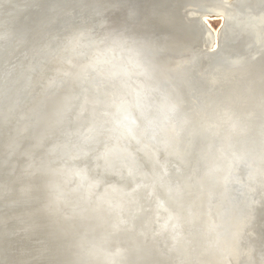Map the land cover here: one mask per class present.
<instances>
[{"label": "clouds", "instance_id": "1", "mask_svg": "<svg viewBox=\"0 0 264 264\" xmlns=\"http://www.w3.org/2000/svg\"><path fill=\"white\" fill-rule=\"evenodd\" d=\"M120 6L0 0V264H264V0Z\"/></svg>", "mask_w": 264, "mask_h": 264}, {"label": "rangeland", "instance_id": "2", "mask_svg": "<svg viewBox=\"0 0 264 264\" xmlns=\"http://www.w3.org/2000/svg\"><path fill=\"white\" fill-rule=\"evenodd\" d=\"M142 2V0H121V6L118 10H109L106 15L113 20H118L124 16L126 11L135 3ZM261 210H258V212ZM264 221V216H258V223ZM258 231L264 232V228H259Z\"/></svg>", "mask_w": 264, "mask_h": 264}]
</instances>
